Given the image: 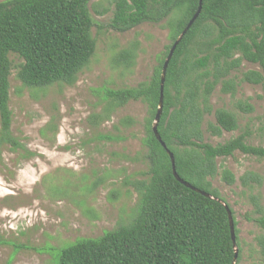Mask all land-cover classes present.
<instances>
[{"label": "trees", "instance_id": "16d2710c", "mask_svg": "<svg viewBox=\"0 0 264 264\" xmlns=\"http://www.w3.org/2000/svg\"><path fill=\"white\" fill-rule=\"evenodd\" d=\"M91 1L0 2V155L1 149L8 148L23 159L35 156L11 132L9 78L14 66L10 56L20 60L16 78L25 87L74 85L95 53L88 8ZM113 5L110 27L118 32L144 23L159 24L172 17V44L151 80L137 87L105 92L109 107H123L130 101L147 105L150 116L144 142L149 170L146 179L132 183L139 193V203L131 221L97 239H81L69 245L62 250L58 264H232L234 248L226 204L217 201L219 192L209 179L218 175L216 159L232 157L236 152L264 159V147L247 144V133L215 146L204 143L202 125L213 113L214 122H207L206 127L212 136L238 129L231 112H212L210 98L217 85L223 93L234 95L236 84L230 74L243 60L259 65L261 71L245 72L241 81L260 85L264 91V0H201L198 18L167 67L157 132L174 156L177 175L213 199L193 192L173 177L169 157L152 132L162 66L171 46L196 13L199 0H113ZM134 57V49H125L114 62L130 66ZM236 107L246 114L253 111L244 102ZM121 123L131 120L126 118ZM100 138L112 140L110 136ZM219 175L227 185L236 181L227 169ZM251 180L256 177L245 174L240 183L247 187ZM254 206L258 215L254 222L264 231V208L257 202ZM233 222L238 251L235 264H239L241 249L234 218ZM259 247L264 263V239L259 240Z\"/></svg>", "mask_w": 264, "mask_h": 264}, {"label": "rangeland", "instance_id": "374dc122", "mask_svg": "<svg viewBox=\"0 0 264 264\" xmlns=\"http://www.w3.org/2000/svg\"><path fill=\"white\" fill-rule=\"evenodd\" d=\"M88 8L95 53L74 85L25 87L16 78L20 60L10 56L14 66L9 78L11 132L35 156L27 160L1 149L0 264H58L69 245L97 239L128 224L137 213L139 193L132 183L146 179L149 170L144 142L149 109L141 101L109 107L105 92L151 80L172 44V17L118 32L110 27L113 0H92ZM131 48L133 63L117 65L115 57ZM248 71L261 68L243 60L230 74L236 84L234 95L217 85L210 98L212 112H231L238 129L212 136L206 131L207 122H214L212 113L202 125L204 143L215 146L247 133V144L264 147V91L260 85L241 81ZM238 102L248 103L253 111L241 112ZM126 118L131 123L122 124ZM216 164L218 175L209 181L236 222L239 264H264L259 247L264 231L254 222L258 217L254 203L264 208V159L236 152L216 159ZM223 169L235 176L233 185L221 180ZM245 174L256 177L247 187L240 183Z\"/></svg>", "mask_w": 264, "mask_h": 264}, {"label": "water", "instance_id": "95a60500", "mask_svg": "<svg viewBox=\"0 0 264 264\" xmlns=\"http://www.w3.org/2000/svg\"><path fill=\"white\" fill-rule=\"evenodd\" d=\"M201 11V0H199V7L196 11V13L194 14V16L191 18V20L188 22V24L186 25V27L184 28V30L182 31V33L180 34V36L176 39V41L173 43V45L171 46L169 53L164 61V64L162 66V70H161V75H160V91H159V103H158V107H157V111H156V116H155V121L153 123L152 126V132L156 138V140L160 143V145L162 146V148L166 151V154L169 157L170 160V164H171V171H172V175L173 177L183 186H185L186 188L192 190L193 192L199 193L200 195L206 197V198H210L213 199L208 193H205L204 191H201L195 187H193L192 185H190L188 182L184 181L183 179H181L177 173H176V168H175V160H174V156L173 154L166 148L165 144L162 142L158 132H157V124L159 122L161 113H162V107H163V91H164V83H165V77H166V71H167V67L168 64L173 56L174 51L176 50L177 46L179 45V43L181 42L182 38L186 35V33L188 32V30L191 28V26L193 25V23L195 22V20L198 18L199 14ZM218 202H220V200H217ZM227 215H228V219H229V226H230V232H231V241H232V246L234 248V258H233V263H236L237 260V255H238V251L236 248V240H235V234H234V222H233V218H232V212L230 210V208L226 205H224Z\"/></svg>", "mask_w": 264, "mask_h": 264}]
</instances>
